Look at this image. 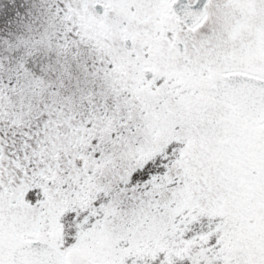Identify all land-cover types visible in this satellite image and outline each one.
Masks as SVG:
<instances>
[{
    "label": "snow or ice",
    "instance_id": "snow-or-ice-1",
    "mask_svg": "<svg viewBox=\"0 0 264 264\" xmlns=\"http://www.w3.org/2000/svg\"><path fill=\"white\" fill-rule=\"evenodd\" d=\"M0 264H264V0H0Z\"/></svg>",
    "mask_w": 264,
    "mask_h": 264
}]
</instances>
